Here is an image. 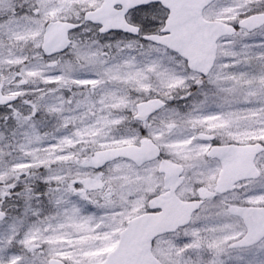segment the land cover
<instances>
[{
  "label": "snow or ice",
  "instance_id": "1",
  "mask_svg": "<svg viewBox=\"0 0 264 264\" xmlns=\"http://www.w3.org/2000/svg\"><path fill=\"white\" fill-rule=\"evenodd\" d=\"M0 264H264V0H0Z\"/></svg>",
  "mask_w": 264,
  "mask_h": 264
}]
</instances>
